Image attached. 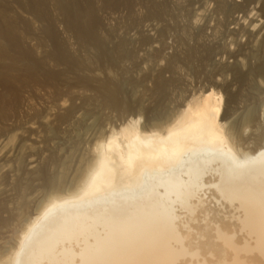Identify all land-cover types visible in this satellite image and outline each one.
I'll use <instances>...</instances> for the list:
<instances>
[{"label":"rangeland","instance_id":"1","mask_svg":"<svg viewBox=\"0 0 264 264\" xmlns=\"http://www.w3.org/2000/svg\"><path fill=\"white\" fill-rule=\"evenodd\" d=\"M52 1L45 2L51 18H54V25L51 22L53 29L46 17L37 15L26 0H4L9 11L23 23L19 21L18 28H6L0 15V34L5 36L9 30L13 34L18 32L16 35L22 38L19 45L29 50L35 59V65H29L26 54L20 52L21 48H14L9 42L6 44L7 41L0 35L3 37L0 45L3 49L6 46L0 55V71L1 68L5 71L3 67L10 65L7 69L12 71L18 68L16 73H20L17 75L13 70L12 75L18 77L23 74L18 77L22 78L31 69L40 71V65L45 70L39 72L42 75L36 74L38 81H30L28 77L21 82L16 81L14 85L18 93H12L16 94L13 99L9 93L2 103L3 106L6 103L9 105L6 104L11 113H8V119H0V140L4 141V147L0 149V254L14 246L19 238L14 234L18 232L20 236L27 214L33 215L38 204L48 197L50 185L64 181L65 186L72 187L77 179L78 182L82 181L87 166L94 168L93 160L100 149V141L107 137L110 129H118L127 119H136L135 126L149 131L152 123H165L167 118H162L165 111L176 114L183 110L185 101L191 96H198L199 90L202 95L213 92L215 98H219L216 112L218 122L232 124V129L239 124L236 131L239 138L244 140L238 139L236 145L240 141L245 142H240L246 147L242 151L249 149L253 152L250 149L258 146L257 143L261 141L258 138L264 133V0H115L116 5L114 0H92L95 6L92 25H87V16L77 17V20L83 21L77 24L85 33L83 36L90 35L97 46L91 44L89 37L85 39L82 36L77 40L76 34L71 28L68 30L63 16L54 7L55 0ZM77 1L79 3L76 0L71 1L73 4L68 3L74 12H80L87 0H83V6L81 0ZM75 2L80 4L77 5L81 6V10L75 6ZM195 11L199 13L198 17L193 16ZM10 13L9 17H12ZM48 31L54 33L47 34ZM56 36L62 42L63 49L59 43L60 48L57 47ZM96 36L102 40L109 37V42L107 39L99 41ZM55 49L58 51H55L56 54ZM126 50H129L128 53ZM60 51L64 52L67 60L63 53L59 56ZM57 54L65 60H57ZM26 61L27 67L24 68L22 62ZM49 72L53 76L48 75ZM2 89L0 85V93L4 92ZM13 101L21 103L17 105ZM160 112L164 113L161 117ZM153 116L161 119L156 121ZM244 121H248L245 127L242 126ZM159 125L161 127L155 132H165L163 129L169 130L172 126L168 124L166 128L167 124ZM89 170L91 173L92 170Z\"/></svg>","mask_w":264,"mask_h":264},{"label":"bare ground","instance_id":"2","mask_svg":"<svg viewBox=\"0 0 264 264\" xmlns=\"http://www.w3.org/2000/svg\"><path fill=\"white\" fill-rule=\"evenodd\" d=\"M26 1L32 5L30 7L37 15L46 17L51 28L54 18L52 19L49 14L46 0ZM69 1L72 3L71 1L75 0H55L53 3L63 16L68 30L71 28L78 40L85 33L78 25V21L80 24L83 21L77 20V17L87 16L85 18L87 25H92V12H95V6H93L92 0L91 2L87 0L83 6L84 1L81 0L83 6L81 10L79 8L81 6H78L79 2L76 0L78 5L75 2V6H78V10L81 11L74 12L73 8V10L70 9L72 5L68 4ZM118 3L120 4V2ZM116 4L117 2L114 5ZM158 5L160 6V4ZM6 6L4 0H0V15L5 27L10 30L18 28L19 21L21 22L20 18L9 11ZM109 8L111 9V7ZM75 10L77 9L75 8ZM8 12L13 14L12 17H9ZM197 13L195 11L193 16L198 17L199 13ZM155 14L157 16V13ZM250 26L253 25L250 24ZM10 30L6 32V38L0 34L4 37L5 42L7 41L6 44L9 42L14 45V48L19 46L21 51H18L26 54L28 64L35 65V59L33 60L31 57V52L24 50L25 47L22 48L19 45L22 38L16 35L18 32L13 34L14 32L11 33ZM53 31H48L47 34L50 32L52 35ZM86 35L88 34L86 33ZM83 37H86L85 39L89 37L88 40H92L90 35ZM2 38L0 37V40ZM96 38L99 41L102 40L97 36ZM55 39L56 45L58 43L61 45L60 37V41L57 36ZM106 39L108 41L109 37ZM94 43L96 41H91L93 46H97ZM1 45L0 55L2 50L6 49V46L3 49ZM57 47L60 48L58 45ZM128 51L126 50L127 53ZM62 53L64 54L61 52L59 56ZM6 56L4 57L6 58ZM59 56L57 60L58 58L63 59ZM64 58H67L65 54ZM11 61H13L12 57ZM131 62L133 63V61ZM23 63L26 68L27 61ZM40 66L39 68L43 70V67ZM7 67H3L7 71L2 68L0 71V85L4 90L3 93H0V119H4V117L6 119L10 112L9 105L6 103L8 106L5 104L4 109L2 103H4L5 96L15 93L16 85L14 84L16 81L20 80L21 82L27 77L29 80H34L36 74L45 71H34L30 68L31 70H27L28 72L25 74L26 77L18 78L23 74L18 77L12 75L14 74L12 71L14 70L16 73L18 68L11 71ZM45 75L47 76V73ZM48 75L53 76L50 72ZM36 81L38 80L36 79ZM251 87L253 86L251 85ZM255 89L257 90V88ZM197 91L199 92L198 96L195 92L196 97L191 96L188 101H185V109L182 106L183 110H179L176 114L168 113L169 111L165 110L163 112L166 114H164L161 111L160 117L164 114L162 118H167V120L165 123H152L149 131L135 126L136 119L130 118L118 129H110L107 137L100 141L101 143L96 141L100 144L98 147L100 149L96 152L93 160L94 168L89 164L88 169H83L85 173L83 175L86 178L90 173L89 169L93 168L86 180L81 179L84 183L79 181V184L77 179L76 183L78 184L73 182L75 185L72 183V187L65 186L64 181L48 186L46 199H49L46 203L45 199L44 204H42L43 202L38 204V209L33 211L35 212L32 213L33 215L29 214L30 216H28L27 214L28 217L26 216L25 221L23 220L25 222L23 230L19 228L22 230L20 236H18V232L14 234L19 237L16 243H13L14 246H10L11 249H7L8 252L3 250L4 254L3 252L2 255L0 254V264H264V133L258 138L261 140L258 142L259 144L257 143L258 146L254 144L255 149H250L253 152L249 149H247L248 152L247 150L242 151V149H246L242 144L245 142L239 140L242 143L238 142L236 145L237 140L241 138L236 131V129L239 130V124L237 127L233 124L236 128L232 129L230 127L232 124L226 125L227 123L218 122L216 112L219 98H215L213 92L202 95L199 90ZM162 92L164 93V91ZM13 94L10 96L11 99L16 96ZM13 102L18 105L19 101ZM12 106L14 107L13 103ZM160 117L158 116V119L154 118V120H160ZM246 123L248 121H244L242 126L245 127ZM159 124H172V126L169 130L163 129L165 132L160 130L155 132L158 127H161ZM262 131L264 132V130ZM7 139L6 141H12V139ZM3 142L0 140L1 150ZM240 144L242 146H238ZM66 176L68 177V175ZM33 194L31 195L33 196ZM22 200L26 202V199ZM21 205L23 206V204Z\"/></svg>","mask_w":264,"mask_h":264}]
</instances>
